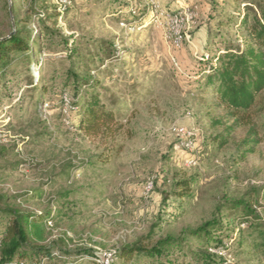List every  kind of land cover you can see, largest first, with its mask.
<instances>
[{
    "label": "rangeland",
    "instance_id": "1",
    "mask_svg": "<svg viewBox=\"0 0 264 264\" xmlns=\"http://www.w3.org/2000/svg\"><path fill=\"white\" fill-rule=\"evenodd\" d=\"M248 8L244 0H0V36L24 26L34 39L29 56H16L0 81V153L7 150L0 154V234L8 207L49 210L46 241L61 240L66 257L41 264H96L87 250L101 262L150 233L153 241L182 240L183 250L171 247L156 262L114 256L111 264H165L167 257L203 264L196 253L208 242L192 233L216 218L227 245L224 264H264L240 246L233 229H250L229 209L252 199L264 219V100L262 141L241 158L244 128L222 148L212 140L222 132L214 120L223 110L212 107L198 76L202 59L244 43L239 22ZM182 12L188 24L172 27L169 16ZM85 65L123 125L108 138L78 129L70 71L85 73ZM179 127L195 132L192 149L182 146ZM182 179L190 180L187 190L176 186Z\"/></svg>",
    "mask_w": 264,
    "mask_h": 264
},
{
    "label": "trees",
    "instance_id": "2",
    "mask_svg": "<svg viewBox=\"0 0 264 264\" xmlns=\"http://www.w3.org/2000/svg\"><path fill=\"white\" fill-rule=\"evenodd\" d=\"M244 1L249 7L239 22L245 34L244 43L225 45L214 56L202 59L198 69L204 96H213L212 107L223 110L220 117L214 120V126L222 127V132L214 135L212 140L222 148L230 142L234 133L244 128L245 133L240 141L241 158L254 153L262 141L257 117L258 112L263 109L258 107L260 100H264V0ZM32 40L34 41L32 30L24 26H17L9 36H0V81L16 56H29ZM74 53L75 51H71L70 56ZM111 53L112 51H107V59L112 57ZM83 69L85 73L82 74L70 71V79L75 87L72 104L78 109V129L90 137L113 136L123 128L115 110L116 106L106 105L102 101L97 90L100 86L99 79L91 75L93 70L88 65ZM6 151L5 149L0 154ZM189 185V179L176 182V186L182 190H187ZM177 192L180 196L184 194L181 190ZM35 193L42 198L43 191L36 190ZM26 195L18 197L24 200ZM1 198L2 202L7 200V196ZM251 200L241 199L230 205L229 209L243 214L240 225L245 224L247 230L250 229L247 235L243 228L233 229V232H237L240 246L244 247L245 244L248 247L245 248L248 255L264 260V219L258 213L257 205ZM6 214L7 225L0 234V264H12L15 261L18 264H41L45 259L66 257L59 250L61 240L46 241L47 221L53 216L49 210L40 213L8 207ZM219 222L216 218L206 221L192 233L208 242L200 247V253H196L203 264H224L222 256L213 252L220 247L227 250L223 227L219 226ZM152 239L153 233H150L135 244H124L117 249L115 257L128 263L136 255L148 256L156 262L162 255L168 256L171 247L183 250V241L174 236L169 235L156 241ZM86 254L96 264H101L95 251L89 249ZM26 259H31V262L28 263ZM166 260L168 262L165 264H175L169 257Z\"/></svg>",
    "mask_w": 264,
    "mask_h": 264
},
{
    "label": "built area",
    "instance_id": "3",
    "mask_svg": "<svg viewBox=\"0 0 264 264\" xmlns=\"http://www.w3.org/2000/svg\"><path fill=\"white\" fill-rule=\"evenodd\" d=\"M64 2H67V0H63ZM169 20L170 22L172 23V27H178V28H181V27H184L188 24V21H189V17L186 15L185 12H182L180 14H175L173 16H169ZM176 36L180 34V30L177 29L176 31L171 30ZM168 39H171L169 37V34L167 36ZM176 39H178L176 37ZM64 103L65 104H69L70 101H69V98L68 97H64ZM177 135L182 139V146L185 147L187 150L188 149H192L194 147V143L192 142V139L194 138L195 136V132L191 129H188V128H185V127H179L177 129ZM3 135L1 134V130H0V142H4V139H2ZM193 162V161H192ZM153 180L152 181H149L147 183V191H150L152 188H153ZM213 252L221 255V256H224V254L226 253V249H224L223 247H220L218 249H214ZM115 256V254L113 253H105L104 254V258L103 260L100 262L101 264H111V261H112V258Z\"/></svg>",
    "mask_w": 264,
    "mask_h": 264
},
{
    "label": "crops",
    "instance_id": "4",
    "mask_svg": "<svg viewBox=\"0 0 264 264\" xmlns=\"http://www.w3.org/2000/svg\"><path fill=\"white\" fill-rule=\"evenodd\" d=\"M70 170V172L72 171L71 169H69ZM60 174V173H59ZM58 173H57V175H59ZM42 197H44V193H43V196ZM65 214V213H64Z\"/></svg>",
    "mask_w": 264,
    "mask_h": 264
}]
</instances>
